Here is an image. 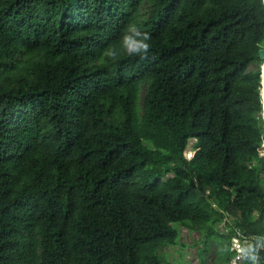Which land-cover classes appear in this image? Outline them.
<instances>
[{
	"label": "trees",
	"instance_id": "16d2710c",
	"mask_svg": "<svg viewBox=\"0 0 264 264\" xmlns=\"http://www.w3.org/2000/svg\"><path fill=\"white\" fill-rule=\"evenodd\" d=\"M262 49V0H0V264H165L177 226L230 264L235 230L264 239Z\"/></svg>",
	"mask_w": 264,
	"mask_h": 264
},
{
	"label": "rangeland",
	"instance_id": "374dc122",
	"mask_svg": "<svg viewBox=\"0 0 264 264\" xmlns=\"http://www.w3.org/2000/svg\"><path fill=\"white\" fill-rule=\"evenodd\" d=\"M264 1V0H263ZM151 7L148 4H144L140 10V15L147 19L149 17V12ZM122 54H128L126 49L122 50ZM263 66V63L261 64ZM260 66V67H261ZM260 69V68H259ZM262 80L260 79V84ZM144 88L141 91V97L144 96ZM141 106V104H140ZM261 121L264 130V109L262 106L261 111ZM194 141L191 140L186 147V150L183 154V157L186 160H190L194 152L192 150V146ZM259 156L262 158L263 163L261 166V178L264 177V144L261 145L259 149ZM170 177V176H168ZM255 219V217H254ZM232 217L230 215H226L221 224L216 228L218 233L226 234L228 231L227 225H232ZM176 229L179 232V239L177 243L173 246H164L159 251V255L161 256L163 262L165 264H224L222 261L224 247L228 245L225 240L218 239L215 236H209L206 238V231L202 230H194L190 231L187 228L177 226ZM230 264L233 263V259Z\"/></svg>",
	"mask_w": 264,
	"mask_h": 264
},
{
	"label": "clouds",
	"instance_id": "9594fccd",
	"mask_svg": "<svg viewBox=\"0 0 264 264\" xmlns=\"http://www.w3.org/2000/svg\"><path fill=\"white\" fill-rule=\"evenodd\" d=\"M151 37L148 33L141 32L139 28L133 26L128 30V33L121 37V44L129 54L146 57L151 45L149 43Z\"/></svg>",
	"mask_w": 264,
	"mask_h": 264
},
{
	"label": "built area",
	"instance_id": "2783aa9c",
	"mask_svg": "<svg viewBox=\"0 0 264 264\" xmlns=\"http://www.w3.org/2000/svg\"><path fill=\"white\" fill-rule=\"evenodd\" d=\"M208 194V192H206ZM236 231V235L231 238L230 243V252L233 253V263L239 264L241 263L244 253L253 249L254 244L256 243V247L258 249L264 248V239L253 240L245 238L238 230Z\"/></svg>",
	"mask_w": 264,
	"mask_h": 264
},
{
	"label": "bare ground",
	"instance_id": "6f19581e",
	"mask_svg": "<svg viewBox=\"0 0 264 264\" xmlns=\"http://www.w3.org/2000/svg\"><path fill=\"white\" fill-rule=\"evenodd\" d=\"M263 1V0H262ZM264 3V1H263ZM262 82H261V87H260V99H261V102H262V106H263V109H264V63H263V66H262Z\"/></svg>",
	"mask_w": 264,
	"mask_h": 264
},
{
	"label": "water",
	"instance_id": "95a60500",
	"mask_svg": "<svg viewBox=\"0 0 264 264\" xmlns=\"http://www.w3.org/2000/svg\"><path fill=\"white\" fill-rule=\"evenodd\" d=\"M263 5H264V3H263ZM259 58H260L261 62L264 63V49L260 50V52H259ZM262 71L263 70H262V66H261L260 67V79L261 80H262ZM260 86H262V85L260 84ZM261 104H262V102H261Z\"/></svg>",
	"mask_w": 264,
	"mask_h": 264
}]
</instances>
